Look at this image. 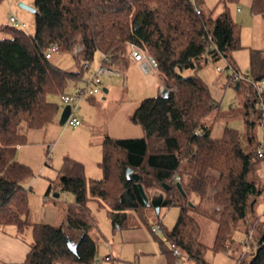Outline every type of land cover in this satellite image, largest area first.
I'll use <instances>...</instances> for the list:
<instances>
[{
  "label": "trees",
  "instance_id": "16d2710c",
  "mask_svg": "<svg viewBox=\"0 0 264 264\" xmlns=\"http://www.w3.org/2000/svg\"><path fill=\"white\" fill-rule=\"evenodd\" d=\"M202 1L34 0L32 33L12 24L2 26L8 34L0 38V229L14 227V233L29 243L25 259L17 264H96L98 243L90 234L94 227L90 200L107 206L119 228L131 226L130 211L150 226L146 209L152 205L128 178L129 167L140 174L148 195L150 187L165 191L162 208H179L174 226L162 227L165 239L159 240L167 264H177L171 244L189 264H212L206 257L209 249L228 251L241 227L244 235L249 234L258 219L254 204L260 191L249 175L254 161L264 159L258 155L264 143L254 131L256 122L263 121L264 91L258 84L264 79V51L250 49V66L242 73L249 89L240 108L244 133L226 127L222 135L214 136L206 118L214 111L222 113L220 104L201 76H184L182 70L196 69L209 57L225 58L231 65L233 52L244 46L241 27L227 4L233 0H220L219 13L216 8L207 11ZM251 10L264 17V0H253ZM76 42L86 61L91 63L101 52L108 55L111 66L126 63L129 44L137 45L157 59L158 74L169 93L144 98L131 116L143 126L144 136L104 137L102 177L87 179L84 163L65 157L56 185L75 195L65 218L68 227L79 232L74 241L62 226L29 219L31 187L25 180L33 171L18 161L17 152L27 142L21 124L42 128L54 122L61 106L50 96L62 97L86 72L57 65L46 57L45 49L56 43L60 52H70ZM242 80L235 85L237 90ZM176 176L184 194L176 186ZM194 212L216 221L211 245L202 242ZM252 255L246 262L241 254L236 264H264V230Z\"/></svg>",
  "mask_w": 264,
  "mask_h": 264
},
{
  "label": "rangeland",
  "instance_id": "374dc122",
  "mask_svg": "<svg viewBox=\"0 0 264 264\" xmlns=\"http://www.w3.org/2000/svg\"><path fill=\"white\" fill-rule=\"evenodd\" d=\"M20 1L34 6V0H0V38L8 34L2 26L10 25L9 16L12 12L26 23V30L29 33L34 31L35 13L21 7ZM252 1L233 0L227 3L233 19L241 27V44L244 46L233 52L231 65L225 58L213 60L209 57L196 69L182 70L184 76H201L207 82L213 98L220 104L223 112L217 114L214 111L206 118V122L212 126L214 136L222 135L226 127H234L241 134L245 131L244 115L240 108L247 99L249 89L245 82L247 79L242 80L240 90L236 89L238 80L235 78L233 69L246 73L250 66V49L264 51V17L251 10ZM202 6L207 11L216 8L215 13L223 9L220 0H203ZM76 44L81 45L76 42L73 48ZM73 48L70 52H55L51 60L63 68L75 70L76 61L81 62L82 58L80 54H75ZM101 62L102 55L97 52L91 61L90 68L84 73V79H90ZM114 67L122 75H113L104 79L101 91L82 100L79 109L74 111V115L83 121L80 127L75 128L69 123H57L64 103L61 97L55 96H50V99L56 100L61 106L57 121L42 128H29L25 123L20 126V130L27 134V142L19 145L17 159L29 165L33 171V175L25 180H29L31 184L33 182V189L29 191L31 209L29 219L62 226L75 240L78 239L79 232L70 229L65 221L66 207L75 201V195L60 191L56 185L65 157H72L84 163L87 179L102 177L99 162L102 159L104 137L107 135L116 138L144 136L143 126L134 123L131 116L144 98L162 94L160 86L162 78L158 73L146 74L138 63L132 61L121 65L116 64ZM217 67H220V70ZM227 67L229 68L226 69ZM227 74L230 75L227 76ZM78 86H85V82L79 81L77 86L72 83L68 92L75 93ZM105 87L109 89L108 92H105ZM92 98V101L88 100ZM254 131L258 139L264 143L263 123L256 122ZM249 178L256 180L260 188L254 204V216L258 219L248 235H244L242 227L235 231V240L228 251L214 252L209 249L206 257L212 264H236L241 254L247 262L257 247L260 230H264V226L261 227L262 221L264 225V159L254 161ZM50 183L51 189L48 195H44ZM156 188L165 193L159 186ZM56 192L60 193L59 196H55ZM88 207L89 215L94 223L90 234L98 243V256L102 257L97 259L96 264H157V256L161 254L159 240L165 239V232L154 234L151 226H157L164 212L170 207L162 208L158 216L153 206H149L146 211L150 226L146 225L137 213L130 211L129 225L131 226L123 228H119L118 224L114 225L107 206L100 205L96 200H90ZM194 214L201 225L202 242L211 245L215 239L216 221L199 212ZM164 226L162 227L168 230L172 227L167 220L164 221ZM8 231L14 233L15 229L9 227ZM244 240L247 244L243 242ZM106 255H111L112 259H105ZM184 262L188 263L187 260ZM0 264L5 263L0 260Z\"/></svg>",
  "mask_w": 264,
  "mask_h": 264
},
{
  "label": "built area",
  "instance_id": "2783aa9c",
  "mask_svg": "<svg viewBox=\"0 0 264 264\" xmlns=\"http://www.w3.org/2000/svg\"><path fill=\"white\" fill-rule=\"evenodd\" d=\"M197 10L199 12V9ZM9 21L10 24L16 27H22L25 29L27 27L26 23L21 21L13 12L9 16ZM73 51L75 52L76 55L80 54V58H82V61L80 62V70L87 71L90 68L91 63L84 59L82 45L76 44L73 48ZM55 52H60L59 46L56 43L51 44L45 49V55L47 58H51ZM129 54L133 60L137 61L140 64V67L144 73L146 74L151 72L158 73L159 64L157 59L153 55L146 53L140 47H138L133 43L129 44ZM101 55H102V62L97 66L95 71L92 73L91 78L84 79V74H83L81 81L85 82V86H78V90L75 93L68 92L62 95L61 98L63 100L64 106L66 104L71 105V111L66 120V124L69 123L74 127L78 126L81 123V120L78 116L74 115V111L79 109L80 102L86 98L98 94L101 91V86L103 85L104 79L112 77L113 75H119V76L122 75L117 68L109 64V57L107 54L101 53ZM228 68L229 67H227L226 69ZM217 69L220 70V67H217ZM233 72L235 73V78L237 80L245 79V76L239 71L233 69ZM229 75L230 74H227V76ZM164 88L165 87L162 88V91L164 90ZM258 89L260 92L264 91V79H262L259 82ZM262 109H263L262 123L264 125V105L262 106ZM258 155L260 157H264V145H262L261 148L259 149ZM179 180H180V176H176V181ZM219 208L220 207L218 206L217 209ZM152 230L156 233H160L161 231H163L160 223L157 226H153ZM170 248L172 249L173 254L176 257L177 264H188L184 262V260H186V257L181 254V251L175 244H171ZM104 257L105 259L112 258L111 255H106ZM101 258L102 257L97 256V259H101Z\"/></svg>",
  "mask_w": 264,
  "mask_h": 264
},
{
  "label": "crops",
  "instance_id": "0c3cea01",
  "mask_svg": "<svg viewBox=\"0 0 264 264\" xmlns=\"http://www.w3.org/2000/svg\"><path fill=\"white\" fill-rule=\"evenodd\" d=\"M131 61L138 63L137 61L133 60L131 57L129 58V60L126 63H130ZM75 64H77V68L75 70H80V62L76 61ZM139 67H140V64H139ZM124 79H125L124 83L126 84V77L125 76H124ZM160 86H161V88L165 87L163 82ZM108 91H109V89L107 87H105V92H108ZM88 100L92 101L93 98L88 99ZM57 123H59V120L57 121ZM82 124H83V121L81 120V123L78 125V127H80ZM78 127L76 126L75 128H78ZM28 182H29V180L25 181V185L27 187H31V190H32L33 189V186H32L33 182H32V184H31V182H29V183ZM47 191H48V189L46 190L44 195H48ZM148 191H149L151 196L159 194L161 192L156 187H152V188L150 187L148 189ZM38 194H39V191H38ZM34 203L37 204L38 202H34ZM175 207H177V206H175V205H173L172 207L170 206V208L167 209L166 212H164L162 218L159 220V223L161 224V226H164V221H166V220L169 221L170 226H172V227L174 226V224L177 220L178 214H179V208L178 207L175 208ZM161 211H162V208H161ZM161 211H160V214H161ZM34 222H38V221H34ZM152 232L154 234H157L153 230H152ZM249 237L251 238L253 236H249ZM74 241H75V239H74ZM244 241L247 244V241L246 240H244ZM29 249H30L29 243L25 239L17 236L15 233L3 231L0 229V260L2 262H4L5 264L20 263L25 259L26 254L29 251ZM157 264H167L166 257L163 253H161L160 255L157 256Z\"/></svg>",
  "mask_w": 264,
  "mask_h": 264
},
{
  "label": "water",
  "instance_id": "95a60500",
  "mask_svg": "<svg viewBox=\"0 0 264 264\" xmlns=\"http://www.w3.org/2000/svg\"><path fill=\"white\" fill-rule=\"evenodd\" d=\"M19 5L21 7H23V8H26L29 11L34 12V13L37 12V8L35 6H31V5L25 4L22 1L19 2ZM238 85H239V82L237 83V87H238ZM168 93H169V90L167 88H164V90L162 91V95L166 96V95H168ZM70 111H71V105L70 104H66L63 107L61 115H60V118H59V123L60 124H65L66 123V120H67V118H68V116L70 114ZM127 176H128V178H132L137 183V186H138V188L140 190L141 195L143 196V199H144L145 203L147 205H152L153 208L156 211V214L158 216H160V211H161V208H162V202H163V199H164V193L160 192L159 194H156V195H153V196H149L146 193L143 184L140 182V174L137 173V172H134L133 168H131V167H129L127 169ZM163 186L166 189L169 187L168 184H164V183H163ZM176 186L183 194L185 193L183 188H182V185H181V183L179 181L176 182ZM55 196H59V193L56 192Z\"/></svg>",
  "mask_w": 264,
  "mask_h": 264
}]
</instances>
